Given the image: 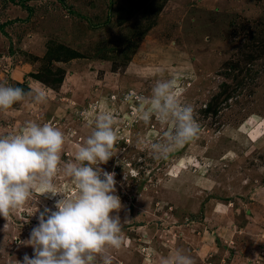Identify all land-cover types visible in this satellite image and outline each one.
I'll return each instance as SVG.
<instances>
[{
  "label": "rangeland",
  "instance_id": "1",
  "mask_svg": "<svg viewBox=\"0 0 264 264\" xmlns=\"http://www.w3.org/2000/svg\"><path fill=\"white\" fill-rule=\"evenodd\" d=\"M163 66L201 125L199 139L156 159L140 143L165 126L139 119ZM52 92L0 112V135L26 121L66 134L62 159L107 107L117 118L115 172L126 236L113 264H158L176 247L196 264H264V0H0V84ZM170 128V125L168 126ZM62 195L74 188L57 178ZM59 196H33L0 217V264L25 254ZM36 208L38 211L35 213Z\"/></svg>",
  "mask_w": 264,
  "mask_h": 264
},
{
  "label": "clouds",
  "instance_id": "2",
  "mask_svg": "<svg viewBox=\"0 0 264 264\" xmlns=\"http://www.w3.org/2000/svg\"><path fill=\"white\" fill-rule=\"evenodd\" d=\"M158 77L149 96L138 100L144 107L139 119L153 118L165 126L162 138L141 140L142 146L156 159L169 156L199 139L201 125L195 109L183 101L185 89L179 79L166 78L163 66L144 69ZM50 89L40 81L28 90L0 84V112L12 110L17 103L43 105ZM90 134L74 144V159L63 160L66 134L50 123L29 120L13 134L0 135V217L9 220L21 206L39 193L59 196L55 211L45 208L27 240L33 255H24L15 264H113V252L122 249L126 236L119 213L123 209L117 195L115 172L103 170L116 154L120 140L116 116L105 107L94 121ZM170 125V128L168 127ZM68 178L74 188L62 195L57 178ZM38 211L36 208L35 213ZM158 264H196L181 247L160 255Z\"/></svg>",
  "mask_w": 264,
  "mask_h": 264
}]
</instances>
